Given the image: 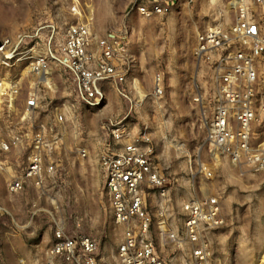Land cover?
<instances>
[{"label":"rangeland","instance_id":"obj_1","mask_svg":"<svg viewBox=\"0 0 264 264\" xmlns=\"http://www.w3.org/2000/svg\"><path fill=\"white\" fill-rule=\"evenodd\" d=\"M139 1L0 0V41L27 35L19 47L21 59L6 65L0 54V78L10 76L20 84L11 108L0 105V143L20 137L8 151L0 148V264H70L48 253L57 226L96 239L99 264H120L123 228L113 220L99 161L106 148L122 144L112 138L116 127L124 139L143 130L153 139V165L165 184L144 185L143 191L152 216L149 238L167 264L190 262L192 245L177 244L167 233L183 235L182 204L196 196H216L222 208L223 223L201 234L213 264H258L264 255V171L241 173L225 154L211 153L210 69L193 54L198 32L233 24L231 0H180L170 13L151 16L136 10ZM76 22L89 25L94 47L109 34L122 38L116 56L127 68L123 85L129 98L107 82L103 102L88 106L63 68L51 63L46 78L30 69L36 56L49 55L50 26L55 27L53 49ZM257 64L261 81L264 56ZM158 71L165 88L159 97L152 95ZM30 93L38 95L40 107L24 115ZM42 127L47 137H57L44 160L53 162L55 171L41 185L26 179L21 190L10 192L8 184L21 177ZM252 130L254 146L264 147V116Z\"/></svg>","mask_w":264,"mask_h":264},{"label":"built area","instance_id":"obj_2","mask_svg":"<svg viewBox=\"0 0 264 264\" xmlns=\"http://www.w3.org/2000/svg\"><path fill=\"white\" fill-rule=\"evenodd\" d=\"M179 2L140 0L136 10L144 16L164 15ZM231 4L235 21L229 29L211 26L201 30L193 48L194 56L210 69L213 110L207 122V140L211 153L225 154L241 173L243 170L260 172L264 171V147L254 146L252 129L254 122L264 116V79L259 80L257 64L258 59L264 56V0H231ZM50 28L47 38L49 55H38L31 61L33 72L46 78L51 63L63 68L75 85L78 99L88 106L95 107L103 102L107 82L115 83L120 95L129 98L123 85L127 79V68L118 62L116 56L123 49L119 35L98 38L94 47L89 25L76 22L67 26L63 41L51 49L55 27L51 25ZM26 37L18 34L13 41H0L4 64L10 65L21 59L19 47ZM19 90L18 80L10 76L1 77L0 105L10 109ZM164 91L163 74L158 71L153 77L152 95L159 97ZM39 107L38 95L30 93L24 102V115L33 114ZM57 117L63 119L61 114ZM45 132L44 127L36 132L33 151L21 177L8 184L10 192L21 190L26 179L41 185L47 175L55 171L53 162L45 164L44 160L45 155L56 147L57 137H47ZM111 134L114 140H122V144L117 148H106L99 161L113 220L123 228L117 259L120 264H167L149 238L152 216L146 208L143 191L144 185L162 187L165 184L164 176L153 165V139L146 130L127 139L118 127L111 129ZM19 142L20 137L15 136L0 143V148L8 151ZM80 152L85 155V150ZM182 210L185 214L183 235L168 232L167 236L177 244L192 245L189 264H213L201 241V234L204 229L216 228L224 221L218 198L196 196L184 202ZM53 237L48 250L50 256L62 257L70 264H99L96 239L85 234H68L60 226L54 229ZM258 264H264V255Z\"/></svg>","mask_w":264,"mask_h":264}]
</instances>
